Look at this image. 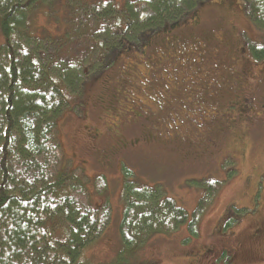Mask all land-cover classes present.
I'll return each mask as SVG.
<instances>
[{"label": "rangeland", "instance_id": "374dc122", "mask_svg": "<svg viewBox=\"0 0 264 264\" xmlns=\"http://www.w3.org/2000/svg\"><path fill=\"white\" fill-rule=\"evenodd\" d=\"M128 1L138 0H70L72 5H78L73 15L76 17V35L81 34L66 41V51L58 58L56 51L60 52V49L57 45L47 44L46 41V44H41L56 57L57 62L63 64L56 68L60 72L77 68L85 71L83 89L73 94L66 91L69 106L59 117V136L65 161L88 179V196L84 199V205L90 206L92 210L111 213L112 220L103 235L83 252V260L88 264H104L113 262L121 255L124 245L119 227L124 209V167L127 166L134 172L132 178L135 177L139 184H162L166 194L187 210L190 219L197 220V233H192L188 224H184L173 233L156 234L150 238L144 250L137 249L132 264H264V236L258 241L252 238L257 224L264 219V211L260 209L263 213H252L247 209V206L252 207V197L246 182L249 175L255 180L259 175L264 176V128L247 136L238 166L231 161L225 164L222 161L234 143L233 137L229 135L221 138L222 147L215 157L184 160L191 152L188 145L166 143L171 130L168 117L165 120L152 117L150 121L149 117L154 115L151 113L155 112L154 106L150 104L151 109L141 111L143 103L139 98L142 91L135 87L139 84L140 76L137 69L142 65L140 60H143L141 57L146 51L151 58L159 48L164 53L170 52V43L180 39L183 53L174 52L171 59L156 65V72L151 71L161 83L159 88H166L169 87L166 81L175 76L192 77V72L203 70L210 74V64L217 60L221 62L219 66L226 65L228 59L220 51L227 52V46L236 49L234 44L238 43L239 30L249 31L248 36H245L247 41L251 42L254 38V41L263 43L264 31L250 20L246 0H230L236 3L234 8L228 7V4L219 6L217 2L224 0H203L195 12H191L192 17H195L199 11L200 27H190L193 18L189 17L187 23L180 22L178 27L161 28L153 32L145 38L144 44L137 38L139 32H133L131 44L122 46L127 50H116L113 60L102 69L107 61V52L114 45L119 46L120 27L123 25L125 28L123 9L128 6ZM82 3L84 7L81 8ZM57 4L53 8L55 12L44 4L29 16L28 28L34 35H47L48 40L52 39L51 35L56 38L63 35L66 39L64 33L70 27L68 21L75 17L72 15L71 18L69 11H65L67 8L62 7L60 2ZM107 8L111 10L110 16H102ZM132 8L136 10L137 6L132 5ZM142 11L139 19L144 22L150 13L145 9ZM3 41L0 32V44ZM148 43L150 45L145 48ZM152 44L154 49H150ZM103 47L105 50H102ZM246 55L253 62H249L253 72L264 71V60L257 61L251 55ZM166 75L168 80H165ZM116 88L120 92L128 89V97L135 98L130 103L138 109L139 115L144 116L141 122L145 118L150 121L146 122V126L131 119V116L126 118L133 123L120 125L119 118H115L112 110H118L120 105L116 103L123 100L121 94L113 98ZM129 109L131 107L126 106L125 112ZM185 125L187 130V123L181 119L178 130L184 129ZM118 133L120 136H116ZM145 136L150 138L145 140ZM123 139H136L140 143L136 145L131 142L124 148L119 145ZM98 178L99 182L103 180L99 186ZM218 181L222 182L220 186ZM212 186L219 187L212 190ZM203 199L207 200L206 206L199 211L201 214L195 215ZM261 202L263 209L264 199ZM223 218L228 219L224 229L221 228ZM65 232V224L56 226L55 235L58 239L65 240ZM237 245L246 252L239 255L237 261L232 259L228 250L225 251L227 256L221 253ZM201 249L208 251V256L194 261Z\"/></svg>", "mask_w": 264, "mask_h": 264}, {"label": "trees", "instance_id": "16d2710c", "mask_svg": "<svg viewBox=\"0 0 264 264\" xmlns=\"http://www.w3.org/2000/svg\"><path fill=\"white\" fill-rule=\"evenodd\" d=\"M246 1L250 20L264 31V0ZM59 2L71 18L75 17L78 5L70 0H0L4 38L0 44V264H88L83 252L112 220L111 213L84 205L88 179L65 161L59 136L58 120L69 106L67 92L78 93L85 85V71L56 69L63 66L56 57L64 55V44L76 35V17L68 21L66 39L51 35L48 40L47 35H34L28 28L34 10L46 4L55 12ZM128 2L123 9L125 28L120 27L119 46L107 52L102 69L113 60L116 50H127L122 46L131 44L135 32L144 44L158 29L187 21L203 0ZM144 9L150 15L141 22L139 14ZM110 11L107 8L102 16H110ZM45 41L58 46L56 57L41 46ZM262 51L258 56L264 59V48ZM124 168V209L119 227L124 248L118 259L104 264H132L137 249L144 250L150 238L173 233L184 224L197 233V220L190 219L162 184H139L132 178L134 172ZM101 182L98 178V186ZM218 182L220 186L222 182ZM219 186H212V190ZM206 202L201 200L195 215L201 214ZM61 224L66 225L65 240L55 235L56 226Z\"/></svg>", "mask_w": 264, "mask_h": 264}, {"label": "flooded vegetation", "instance_id": "af4514ba", "mask_svg": "<svg viewBox=\"0 0 264 264\" xmlns=\"http://www.w3.org/2000/svg\"><path fill=\"white\" fill-rule=\"evenodd\" d=\"M217 3L219 6H226L228 4V7L231 8H234L236 4L230 0L219 1ZM192 14L190 18H193V21L190 24L193 25L190 27H200L199 11L195 17H192ZM188 21L185 22L187 23ZM178 26L180 25L176 27ZM213 33L217 34V31ZM248 34L249 31L246 29L239 30L238 43L234 44L236 49L235 47L227 46L225 47L227 52L220 51L228 59L226 60V65L222 64L219 66L221 62L217 60L210 64L212 67L210 74H208L209 71L205 70L203 72L195 71L190 74L192 77H188L189 75H187L188 78L175 76V78L168 80V76L166 75L165 80L169 81H166L169 84V87L166 88H159L161 83L156 80L155 75L151 74V71L156 72V65L171 59L174 52L175 54L177 52L183 53L182 46L179 44L180 39L178 42L176 40L170 43V52L164 53L159 48L152 58L149 56L148 51L143 52L144 54L141 57L143 60H140L142 61V65H139L140 68L137 69V73L140 74L138 77L139 84L135 86L142 91L139 98L143 103L141 111L151 109L150 104H153L155 112L151 113L154 115L149 117L150 121H152V117L157 120H165L168 117L171 130L168 139L166 138L165 141L168 144L188 145L191 152L187 154L184 160H201L206 157H215L222 147L223 142H221V138L229 135L233 137L234 143L231 149L223 156L222 161L223 164L231 161L238 166L243 156L244 142L247 136L255 131L263 130L264 71L253 72L249 65L251 61L247 59L246 54L251 55L257 61L264 60L258 56L263 52L264 43L254 41V38H252L251 42L247 41L245 36H248ZM173 38L178 39L177 37ZM181 41L184 42V40ZM149 45L150 43L146 44L145 48ZM154 48L155 46L152 44L150 49ZM126 90L128 89L125 88L120 92L116 88L114 97L113 93L111 94L114 99H116V95L118 94H121L123 98L120 103H116L120 105L118 110L112 108L115 118L118 117L120 125L121 123L124 125L125 122L129 124L133 123L126 118L131 116V119L134 118L136 122L139 121L142 126H146V122L150 121L145 118L141 122L144 116L139 115L138 109L130 103L135 98L131 97L130 99L128 97L130 95L126 94ZM154 90L156 91L152 93ZM137 101L140 102L138 99ZM126 106H130L131 110L129 109L125 112ZM181 119L187 123V130L186 125L185 130H178V123ZM116 136H120V134L118 133ZM145 137V140L150 138L149 136ZM131 142L137 145L140 143V140L132 139L129 141L123 139L119 145L121 147L129 146ZM246 182L250 186L252 197V207L246 205L247 209L252 213H263L261 210L264 211V207L263 209L261 208L263 206L261 201L264 199V176L259 175L255 180V177L249 175ZM227 221V218H223L221 228L224 229L226 227ZM261 221L257 224L254 234H252L254 241H258L264 236V219ZM226 250L231 253L234 261L238 260L239 255L246 253L240 245L226 248L221 252L227 256ZM208 254V251L201 249L195 255L194 261L198 262L205 255L208 256Z\"/></svg>", "mask_w": 264, "mask_h": 264}]
</instances>
